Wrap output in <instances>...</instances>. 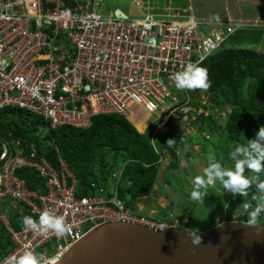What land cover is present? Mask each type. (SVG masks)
Returning <instances> with one entry per match:
<instances>
[{
  "label": "built area",
  "instance_id": "obj_1",
  "mask_svg": "<svg viewBox=\"0 0 264 264\" xmlns=\"http://www.w3.org/2000/svg\"><path fill=\"white\" fill-rule=\"evenodd\" d=\"M104 10L103 0H0V110H24L50 129L77 130L89 128L95 116L144 113L155 116L145 126L153 127L152 141L176 137L182 144L179 152H187V140L195 131L207 141L199 117L208 118L212 111L216 117L225 115L209 93L200 91L193 98L189 90H177L175 74L189 62L203 63L251 23L197 20L189 6L165 9V15L146 11L139 18L113 10L102 14ZM14 146L0 143V222L13 245L0 264L25 251L39 256L42 264H54L90 232L112 221L152 232L177 228V223L124 210L116 196L104 197V189L92 197H77L76 180L59 155L54 167L45 158L33 161L34 150L25 158L19 142ZM22 168L34 170L44 181V194L28 190L15 176ZM120 174L112 175L115 184ZM11 209H26L35 220L44 211L62 216L68 230L62 236L24 226L16 231L7 219Z\"/></svg>",
  "mask_w": 264,
  "mask_h": 264
},
{
  "label": "trees",
  "instance_id": "obj_2",
  "mask_svg": "<svg viewBox=\"0 0 264 264\" xmlns=\"http://www.w3.org/2000/svg\"><path fill=\"white\" fill-rule=\"evenodd\" d=\"M257 33L233 35L227 42L233 47H222L199 65L206 69L210 83V87L204 92L211 95L216 106L228 111L223 128L217 126L211 116L199 117L200 130L210 135L226 134L232 141V150L238 145L246 146L259 128L264 127V53L250 49L259 44L262 32L259 30ZM200 91L203 90H189L193 98ZM152 130L153 127H148L141 134L126 118L116 114L95 116L91 119L90 127L84 130L70 127L50 129L42 118L27 111L15 108L0 110V143L6 142L11 149L15 142H19V150L25 158H29L34 150L33 161L45 158L54 167L58 164L59 155L76 180L77 197H92L97 194L98 189H104V197L107 199L116 196L124 210L162 221L163 219L144 215V211L140 213L138 205L140 200L147 199L152 194L153 187L159 180L160 158L164 159L169 153L167 169L179 170L176 153L180 150L179 142L174 141L176 137L157 136L152 142ZM169 139L173 143L169 144ZM179 153L183 157L191 154ZM212 159L226 168L232 166L231 157L226 154L220 156L214 153ZM118 171L121 174L115 184L112 175ZM14 174L25 182L28 190L37 194L46 192L44 181L34 170L22 168ZM245 174L252 175L248 172ZM259 179L264 180V173L260 174ZM215 185L222 188L219 182L207 186L213 188ZM208 195L212 203L216 202L215 207L223 205L226 217L215 222L208 220L206 229L199 232L188 229L190 232L199 234L232 222L253 226L264 224V213L258 217L257 223H249L251 209L246 211L244 207L245 204H250L254 208L260 202L261 193L256 190L255 185L243 197H233L226 193L224 203L215 198L214 192H208ZM11 211L7 219L11 228L17 231L23 227L22 218L30 214L26 209L23 213ZM189 225L194 226L193 223ZM12 249L7 229L0 222V258Z\"/></svg>",
  "mask_w": 264,
  "mask_h": 264
},
{
  "label": "rangeland",
  "instance_id": "obj_3",
  "mask_svg": "<svg viewBox=\"0 0 264 264\" xmlns=\"http://www.w3.org/2000/svg\"><path fill=\"white\" fill-rule=\"evenodd\" d=\"M78 1H85V0H78ZM105 5V10L102 12V14H106L109 10H113L115 14L120 16H127L130 18H139L141 17V14L146 11H153L152 13L155 15H165L163 11L165 9H172L173 11L177 8H186L188 5H184L183 0H103ZM169 2H172V4H169ZM189 7H191V15L197 19V20H220L225 15V9H229L230 11H227V13L234 14L237 11L236 5L241 4V0H190L189 1ZM240 7L242 9H246V6L243 4ZM237 14V13H236ZM242 14H247L246 11L242 10ZM210 18V19H209ZM246 18V17H245ZM234 21H241L245 23H251L254 27L250 25V27H247V29L240 30L236 32L235 34L241 33V35H244L245 33H254L259 30L264 35V23L261 21L263 20H257V21H242V20H234ZM264 22V21H263ZM240 35V34H239ZM261 39V38H260ZM259 45V46H258ZM258 45L251 46L250 49H255L259 53H264V42L263 39L259 42ZM233 46L230 45V43H226L223 45V48L228 49ZM236 49V47H234ZM202 108L205 106L201 105ZM227 111L224 113L225 118L227 115ZM212 115L213 119H216V117L213 114L210 113L209 116ZM155 116H147V114L141 113V114H135L133 116L129 115L126 120L133 125H136L138 123H142V126L140 127V130H137L141 134L145 132V126L147 122H153ZM216 125L223 128L224 123H221L219 121H215ZM144 125V127H143ZM194 128L195 126L192 125ZM208 136V140L211 141V143L207 144V148L202 152V155L198 152L200 150L193 151V149L201 147V145H205V143L209 142H203L198 145L197 143L200 141L201 135L195 131L194 133V139L193 144L195 147L192 148L191 154L189 157H187V162L194 163L195 160L202 161L200 163H203V166H198L199 170L197 172H194L190 167L189 164L184 161L183 155H179L178 166L179 170L177 171H169L167 169V164L170 159V154L166 155L164 158L161 169H160V177L158 182L155 183L152 194L147 198L140 200L139 209L140 213L144 211V215L148 217H154L163 219L167 222H170L172 225L174 223H177V226L179 228H182L184 230L189 231L190 229L192 232H199L203 229H206L208 226V222L206 221H220L221 219H224L226 217V211L223 208V205L221 207H215L216 202H211V197L208 195V192H214L215 198H218V200L221 203L225 202V199H227L226 192H222V188L219 186H214L213 188L206 187L202 188V196L199 200H193L190 197V192L193 187V179L196 176H203L204 175V169L206 168V165L213 157L214 153L218 154L220 156H224L226 154L227 157L230 156L232 146V141L229 140L226 134L222 133L221 135H210L208 132H204ZM217 136V137H216ZM159 137V136H158ZM175 142H179L178 138H175ZM154 142V140L152 141ZM178 143V144H179ZM191 142L189 141L188 144ZM192 146V144H190ZM180 147H182V144H179ZM214 146L217 148L215 149ZM15 147V146H14ZM16 148V147H15ZM187 148V147H186ZM180 150V149H179ZM178 152V151H177ZM182 153V152H181ZM190 153V152H189ZM229 154V156H228ZM205 155V156H204ZM203 156L204 158L201 159ZM201 159V160H200ZM204 159V161H203ZM185 173V174H184ZM214 198V199H215ZM213 199V200H214ZM146 206L148 208H146ZM221 210V211H219ZM152 211V212H150ZM181 218L179 219V217ZM189 223H193L194 226H190Z\"/></svg>",
  "mask_w": 264,
  "mask_h": 264
},
{
  "label": "water",
  "instance_id": "obj_4",
  "mask_svg": "<svg viewBox=\"0 0 264 264\" xmlns=\"http://www.w3.org/2000/svg\"><path fill=\"white\" fill-rule=\"evenodd\" d=\"M191 236H199L200 243L193 244ZM54 264H264V224L232 222L194 234L112 221Z\"/></svg>",
  "mask_w": 264,
  "mask_h": 264
},
{
  "label": "clouds",
  "instance_id": "obj_5",
  "mask_svg": "<svg viewBox=\"0 0 264 264\" xmlns=\"http://www.w3.org/2000/svg\"><path fill=\"white\" fill-rule=\"evenodd\" d=\"M175 87L180 91L195 89L206 91L210 87L206 69L200 67L199 63L189 62L181 71L175 74ZM218 110L221 114L227 111L219 107ZM214 116L216 117L215 114ZM227 116L221 118L218 115L214 120L225 124ZM199 138L200 141L197 143V147L199 144L209 141L204 140L202 137ZM193 139L194 136L190 137L187 140L188 143L189 141L194 143ZM167 142L171 144L173 140L169 139ZM190 147L191 145L187 147L188 150L184 153H192ZM230 157L232 166L228 168L215 159L210 160L208 166L204 169V175L194 177L190 197L193 200H199L202 196L201 189L216 182H219L222 186L223 192L233 197L247 195L248 190L255 185L256 190L261 193L260 202L254 208L250 204L244 205L246 211L251 209L249 223L255 224L258 217L264 213V180L259 179L260 174L264 173V127L259 128L255 137L248 140L246 146H236L231 151ZM160 164L162 165V163ZM246 172L252 175L248 176L245 174ZM22 224L24 227L41 234L52 231L57 236H62L68 230L62 216H56L48 211L42 212L38 220L33 219L31 216H24ZM191 238L193 244L200 243L199 236L195 238L191 236ZM8 264H42V261L32 251H25L19 257L9 258Z\"/></svg>",
  "mask_w": 264,
  "mask_h": 264
},
{
  "label": "crops",
  "instance_id": "obj_6",
  "mask_svg": "<svg viewBox=\"0 0 264 264\" xmlns=\"http://www.w3.org/2000/svg\"><path fill=\"white\" fill-rule=\"evenodd\" d=\"M184 1V5H188L190 6L189 4V1L190 0H183ZM245 5L246 6V9H242V7H240L241 5ZM236 8H237V11L234 13V14H231V13H227V11H230L228 8L225 9V15L222 17V19L220 20H231V21H234V20H242V21H246V22H250V21H257V20H263L264 21V0H241V4L239 5H236ZM242 10L243 11H246L247 14H242ZM237 13V14H236ZM246 17V18H245ZM210 19V18H209ZM263 21H261L262 23H264ZM261 39H259V42L263 39V42H264V35L262 33V35L260 36ZM259 46V45H258ZM263 51H264V48H263ZM191 142V141H190ZM211 143V141L205 143V145H201V147H199L198 149H194L193 151H198L200 150L198 153L202 155V152L207 148V144ZM190 144L193 145V143L191 142ZM193 148V147H192ZM205 156V155H204ZM201 157V156H200ZM185 158L184 161L187 162V157L184 156L183 159ZM204 158L203 156L201 157V159ZM200 159V160H201ZM204 161V159H203ZM202 161H199V160H195L194 163H189V167L194 171V172H197V170H199V167L200 166H203L202 164L203 163H200ZM208 164V163H207ZM205 164V165H207ZM199 166V167H198ZM185 174V173H184ZM148 208V207H147ZM152 212V211H150Z\"/></svg>",
  "mask_w": 264,
  "mask_h": 264
},
{
  "label": "bare ground",
  "instance_id": "obj_7",
  "mask_svg": "<svg viewBox=\"0 0 264 264\" xmlns=\"http://www.w3.org/2000/svg\"><path fill=\"white\" fill-rule=\"evenodd\" d=\"M142 126V123H138V124H136V125H134V127L137 129V130H140L141 127ZM143 127H144V125H143ZM140 133V132H139Z\"/></svg>",
  "mask_w": 264,
  "mask_h": 264
}]
</instances>
